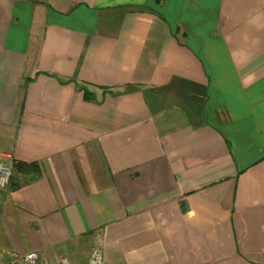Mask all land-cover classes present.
Instances as JSON below:
<instances>
[{
  "label": "crops",
  "instance_id": "crops-1",
  "mask_svg": "<svg viewBox=\"0 0 264 264\" xmlns=\"http://www.w3.org/2000/svg\"><path fill=\"white\" fill-rule=\"evenodd\" d=\"M0 159V258L264 264V0H0Z\"/></svg>",
  "mask_w": 264,
  "mask_h": 264
},
{
  "label": "built area",
  "instance_id": "built-area-1",
  "mask_svg": "<svg viewBox=\"0 0 264 264\" xmlns=\"http://www.w3.org/2000/svg\"><path fill=\"white\" fill-rule=\"evenodd\" d=\"M13 162L0 160V193L6 192L11 184L14 170ZM0 264H74L68 257L62 256L55 261L44 257L41 252L31 251L25 254L9 253L0 258ZM85 264H107L103 249L94 246L91 255Z\"/></svg>",
  "mask_w": 264,
  "mask_h": 264
},
{
  "label": "trees",
  "instance_id": "trees-1",
  "mask_svg": "<svg viewBox=\"0 0 264 264\" xmlns=\"http://www.w3.org/2000/svg\"><path fill=\"white\" fill-rule=\"evenodd\" d=\"M160 2V0H156V3ZM84 92H85V98L87 100H91L92 99V93L85 88H83ZM26 167H30L32 172H34V175L35 176H38L39 173H40V168L36 165V164H26V163H21V162H17V163H14V166H13V170H14V173L17 171H22L24 168ZM14 177V175H13ZM13 178H12V181L13 182ZM20 183H18L17 185H19Z\"/></svg>",
  "mask_w": 264,
  "mask_h": 264
},
{
  "label": "rangeland",
  "instance_id": "rangeland-1",
  "mask_svg": "<svg viewBox=\"0 0 264 264\" xmlns=\"http://www.w3.org/2000/svg\"><path fill=\"white\" fill-rule=\"evenodd\" d=\"M1 160V159H0ZM14 164V163H13ZM85 264V263H84Z\"/></svg>",
  "mask_w": 264,
  "mask_h": 264
}]
</instances>
